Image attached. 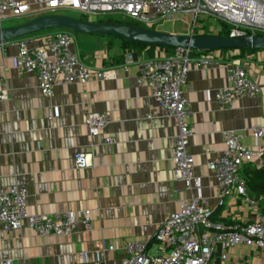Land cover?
Segmentation results:
<instances>
[{
  "label": "crops",
  "instance_id": "0c3cea01",
  "mask_svg": "<svg viewBox=\"0 0 264 264\" xmlns=\"http://www.w3.org/2000/svg\"><path fill=\"white\" fill-rule=\"evenodd\" d=\"M21 1L33 11L6 17L1 27L39 15L35 11L39 0ZM218 30L211 26L208 33L193 34L217 35ZM39 34L44 33L33 36ZM81 36L97 43L89 48L92 53L77 51L73 35L72 47L94 69L118 65L117 58H124L126 51H133L135 59L150 57L145 49H123L119 37ZM171 51L156 47L153 56ZM16 53V44L9 41L0 54V77L9 89L7 100L0 101V187L25 185L28 213L54 215L87 208L92 220L88 229L78 223L70 235H40L26 225L6 231L0 221V264H119L126 254L125 241H150L171 211L199 194L215 220L227 226L254 218L248 203L235 195L220 197L205 161L223 153V131L233 129L251 145V128L264 125V50L243 55L236 49L223 51L214 64L189 70L182 91L193 111L188 150L194 157V171L202 178L199 191L174 178L175 119L163 113L147 87L137 84L135 63L116 79L92 77L85 84L56 85L53 95L45 97L34 74L13 65ZM234 60L241 62L261 91L255 97L238 96L226 106L217 103L213 94L229 84L228 69ZM89 110L109 113V122L98 136L88 133L85 113ZM105 135L115 142L105 144ZM78 153H84L88 162L81 169L74 163ZM114 243L117 247L109 249ZM244 250L241 245L230 248L226 264H264V255L254 249L250 257L240 259Z\"/></svg>",
  "mask_w": 264,
  "mask_h": 264
},
{
  "label": "built area",
  "instance_id": "2783aa9c",
  "mask_svg": "<svg viewBox=\"0 0 264 264\" xmlns=\"http://www.w3.org/2000/svg\"><path fill=\"white\" fill-rule=\"evenodd\" d=\"M35 7L39 15L72 9L87 15L90 20H95L99 14L111 13L118 15L117 20L129 17L147 24H152L156 17L171 20L174 15L187 14L193 17L191 33L197 17L206 15L228 25L229 37L264 35V0H39ZM31 11V6L21 0H0V23L6 17L21 16ZM33 35L10 40L17 46L13 65L25 73L34 74L40 93L45 97L53 95L56 85L85 84L92 77L116 79L135 63L137 84L147 87L156 105L165 115L175 119L176 132L171 146L174 178L181 180L189 190L202 188V178L195 173L194 157L188 150L192 135L189 119L193 111L182 86L191 68L214 64L221 56V50H196V53L188 48L174 47L170 53L143 59H135L133 51H126L122 63L94 69L79 59L67 31L56 29ZM8 42H0V54ZM228 80V85L214 91L213 98L219 104L231 106L238 96L255 97L261 91V86L249 77L238 60L229 65ZM8 92L6 79L0 77V101L7 100ZM206 98L210 99L208 91ZM108 122L109 113L106 111L89 110L85 113L90 136L100 135ZM250 133L253 144L247 145L235 130L223 131V153L207 158L205 166L213 174L220 197L235 195L248 203L254 218L227 226L212 219V211L201 194L192 196L167 215L150 241H125L126 254L119 264H226L228 250L239 245L246 248L240 253V259L250 257V249L264 255V213L258 201L248 194L242 176L246 163L255 167L264 163V125L252 127ZM103 142L112 144L115 138L105 135ZM74 163L78 169L86 167V155L78 153ZM26 197L25 185L0 187V221L6 231L26 225L40 235H70L78 223L85 229L90 227V209L67 210L54 215L28 213ZM152 242L157 243L159 252L149 255L147 249ZM116 247L117 243L108 246L109 249Z\"/></svg>",
  "mask_w": 264,
  "mask_h": 264
},
{
  "label": "water",
  "instance_id": "95a60500",
  "mask_svg": "<svg viewBox=\"0 0 264 264\" xmlns=\"http://www.w3.org/2000/svg\"><path fill=\"white\" fill-rule=\"evenodd\" d=\"M56 28H66L85 34L111 35L156 47H183L198 51L264 50V35L248 34L241 37H229L212 34H179L128 23L81 19L57 13L41 14L17 25L0 26V42L16 40L36 32Z\"/></svg>",
  "mask_w": 264,
  "mask_h": 264
},
{
  "label": "rangeland",
  "instance_id": "374dc122",
  "mask_svg": "<svg viewBox=\"0 0 264 264\" xmlns=\"http://www.w3.org/2000/svg\"><path fill=\"white\" fill-rule=\"evenodd\" d=\"M57 14H64V15H69V16H73V17H77V18H83L86 19L87 15L77 11V10H72V9H58L55 11ZM117 14H111V13H102L97 15L94 19L95 20H106L109 18H113V19H117ZM180 16V17H179ZM192 19L193 17L191 15H187V14H177L174 15L173 19L171 20H166L160 17H156L155 21L152 24H147V23H143V22H138L132 18L129 17H121L120 20L124 21V22H130V23H134L137 26H142L145 28H150V29H154L157 31H163V32H176V33H187L190 32L191 26H192ZM213 28H219L221 27V23L217 20H215L213 17L211 16H206V15H200L197 17V20L193 26V32L194 33H198L201 30L205 31V32H209V28L210 27ZM56 29H62L67 31L68 33L71 34V37L73 35V40L75 42V47L76 49H78L77 51H79V49L85 50L87 49L88 52L91 54L92 50L89 49L92 47V49L95 47V45L97 46V43L95 44L94 42H89L91 39L89 40H82V34L80 32H74L70 29H66V28H56ZM56 29H47V30H43L40 32H36L37 33H47V32H51L52 30H56ZM35 34V33H34ZM31 35V34H30ZM86 35H95V37H99L98 39H100L102 36L99 34H86ZM105 37H108L109 39H114V40H118V37L116 36H111V35H103ZM95 41V40H92ZM102 41V40H101ZM159 252L158 250V245L155 242H152L150 247L147 249V254L152 255V254H157Z\"/></svg>",
  "mask_w": 264,
  "mask_h": 264
},
{
  "label": "trees",
  "instance_id": "16d2710c",
  "mask_svg": "<svg viewBox=\"0 0 264 264\" xmlns=\"http://www.w3.org/2000/svg\"><path fill=\"white\" fill-rule=\"evenodd\" d=\"M81 19H83V18H81ZM99 21L110 22V23L122 22V23H128V24L136 25L134 23L124 22L121 20L113 19V18H109L106 20L100 19ZM247 33H250V32L247 31ZM228 34H229V26L224 24V23H221V27H219L217 35L227 36ZM256 34L263 35L261 33H256ZM120 39L122 40V43H123V49H129V50L133 49L136 51H142L145 49V50H147L148 55L150 57H152L154 54V48H156V46L149 45V44H143V43H137V42H131V41H128V40H125L122 38H120ZM157 48L166 49V51L174 49V47H157ZM228 50H230V49H221L222 52L223 51L225 52ZM255 50H261V49H239V52H240V55H243L245 52H253ZM192 52H197V51L192 50ZM122 61H123V56L120 55L117 58V63L118 64L122 63ZM242 176L245 179L246 190H247L248 194L258 201L259 206L261 208V211L264 213V163L260 167H255L252 164L246 163L242 168ZM213 216L214 215L212 213L211 217L213 220H215V218Z\"/></svg>",
  "mask_w": 264,
  "mask_h": 264
}]
</instances>
